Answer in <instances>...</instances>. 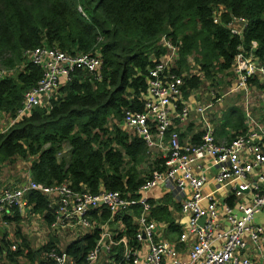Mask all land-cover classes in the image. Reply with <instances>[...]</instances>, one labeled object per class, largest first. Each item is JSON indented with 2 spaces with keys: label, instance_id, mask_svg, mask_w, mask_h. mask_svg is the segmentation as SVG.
I'll return each instance as SVG.
<instances>
[{
  "label": "trees",
  "instance_id": "obj_1",
  "mask_svg": "<svg viewBox=\"0 0 264 264\" xmlns=\"http://www.w3.org/2000/svg\"><path fill=\"white\" fill-rule=\"evenodd\" d=\"M232 18L245 21L240 37L226 28ZM162 36L178 46L172 70L183 75L182 88L196 89L200 81L188 68L190 56L210 82L218 74L231 76L237 48L247 53L251 42L253 57L264 64V0H0V68L13 72L0 79L3 116H14L24 92L41 76L26 62L24 51L44 45L70 55L96 53L101 60L98 79L76 71L46 105L34 107L0 133V167L25 161L30 179L44 186L67 183L73 192L117 191L137 198L135 191L150 172L161 170L162 160L149 162L143 142L117 123L123 110L141 111L148 70L163 54L158 46ZM221 120L218 136L224 128L232 129L231 138L243 133L237 108L227 109ZM26 200L49 224L46 198L30 192ZM150 214L177 232L165 206H155ZM11 220L18 221L16 213ZM122 222L124 231L116 237L124 233L132 240L136 226L127 216ZM97 234L94 230L70 243L65 254L80 258ZM9 246L0 235V264H17L20 256L32 263L37 253L53 248L49 242L31 251L21 243L25 253L9 251Z\"/></svg>",
  "mask_w": 264,
  "mask_h": 264
},
{
  "label": "built area",
  "instance_id": "obj_2",
  "mask_svg": "<svg viewBox=\"0 0 264 264\" xmlns=\"http://www.w3.org/2000/svg\"><path fill=\"white\" fill-rule=\"evenodd\" d=\"M212 22L217 24L218 18L213 17ZM234 23L241 27H233ZM244 26L245 21L241 18H232L226 24L230 34L238 37ZM158 46L163 49V54L148 70L141 111L123 110L117 123L127 134L139 138L153 157L162 160L161 170L150 172L135 191L137 198L117 191L73 192L67 183L44 186L27 177L15 186L0 188V213L9 208L20 211L29 205L27 194L37 192L46 198L52 217L51 228L78 226L91 233L97 227L90 220L89 211L104 208L113 214L138 207L140 216L134 237L137 242L145 244L146 251L142 256L137 251L123 253L125 262L264 264V225L253 222L254 215L264 217V120L252 117L248 107L243 106L245 131L228 142H217L213 127L205 118L211 105H195L194 110L201 118V135L196 143H181L173 122L183 121L190 112L182 97V91L189 88H182L183 75L174 74L172 70L178 60V46L164 36L160 37ZM250 47L247 53L241 47L237 48L230 70L235 81L231 91H241L243 96L250 88V81L259 83L264 91V64H260L251 53L255 43L251 42ZM23 57L27 63L40 69L41 76L34 87L24 92L20 107L12 118H8L7 128L34 107L46 105L76 71L98 79L101 66L96 53L70 55L44 45L24 51ZM194 73L205 79L198 70ZM11 75L10 70L0 68V79ZM245 100L244 97L243 102ZM202 160L209 161L205 169ZM204 170L214 173L212 191L204 190L205 178L198 173ZM159 185L170 187L180 196L188 192L179 204V212L187 218V223L176 240V244H183L187 235L193 239L185 261L178 258L176 249L166 241H153L155 224L147 220L150 204L143 193ZM217 192H224L221 201L215 196ZM200 218L203 219L201 225L197 223ZM104 237L108 238V233H98L93 246L79 259L52 248L41 254L42 261L38 264H94L103 252L110 251L111 242L101 243ZM9 249L15 251L16 244L11 243Z\"/></svg>",
  "mask_w": 264,
  "mask_h": 264
},
{
  "label": "crops",
  "instance_id": "obj_3",
  "mask_svg": "<svg viewBox=\"0 0 264 264\" xmlns=\"http://www.w3.org/2000/svg\"><path fill=\"white\" fill-rule=\"evenodd\" d=\"M232 26L235 28L241 27L239 23H234ZM187 63L190 65L188 66V68H192L194 71H197V67H194L196 65L192 61V56L188 57ZM206 80L207 79L199 78L200 85L196 89L182 91L183 103L185 104V106L187 105L190 108V112L183 121L174 120L173 122V128L178 132L179 141L181 143H196L199 139V136L201 135V118L199 113L194 110L195 105H211V110L209 109L205 112V118L208 122L211 123V126L213 127V136L215 141L217 142H228L233 139V137H230L231 134H233L231 128H224L225 134L223 136L217 135L219 126L222 123V115L230 107H235L239 110L243 121L244 131V120L242 116L243 114L241 112L243 110V106L248 107L252 117L260 119V121L264 120V91L262 87L258 85L259 83L257 84V82L250 81L248 84L250 88L248 89L246 95L243 96L241 91H231V88H233L235 84V81L231 78L229 83L226 84V89L222 91L223 94H226L224 96H220L215 100L210 98L211 103H207L204 94H202L201 92L211 89L213 84L212 82H208ZM207 92H211V96H213V92H215V90L211 89ZM244 97L246 98L245 102H243ZM217 103L219 104V107L215 106L217 105ZM212 107L215 110H212ZM7 125L8 118L0 114V133L7 128ZM150 155L153 157L152 154ZM153 158L157 159L155 157ZM154 159L149 158V162ZM208 163V160L201 161V165L204 167V169L206 168ZM24 164L26 166V173L22 178L23 181L27 177H30L28 171V162H25ZM142 168V171L146 170L145 166H143ZM198 173L202 174L205 178L204 190L212 191L215 186V182L213 180L214 173L210 170H204L202 173ZM187 195V191L183 193V196H180L170 187L161 185L153 187L143 193V196L146 198V200L148 202H152V204H150V211L149 213H147V220L149 219L155 224L153 241H166L169 245L176 249V251L178 252V258L182 261H185L187 259V253L193 241L192 237L190 235H187L183 244H176L177 237L184 231V227L187 223V218L184 215H181L179 212V204L184 199V197H187ZM215 196L218 198V200L221 201V199L224 198V192H217ZM225 201L227 200L225 199ZM162 205L165 206L166 212L170 214L172 225L177 229L176 233L170 231L171 229L168 223L164 221H157L151 216L150 213L152 209L155 206ZM14 213H16L18 216V221L16 223L11 220ZM88 216L90 220H93L95 222L97 227L96 230L98 231V233H108V238H102L101 243L111 242L110 251L103 252L101 254L102 256H100L94 264H130L129 261L125 262L122 258L123 253L137 251L138 254L142 256L144 251H146L145 244L137 242L134 235L132 237V240L125 238L124 233H122L120 237H116L118 234L124 231L125 225L122 222L124 216H127L131 225H134L137 228V220L140 216V210L138 208H135L133 210L132 208H130L129 210H125L122 212L118 211L113 214H110L104 208H99L89 211ZM28 220L33 221L30 224V229L32 235L35 237L34 241L29 240V237L25 232H20L18 231V229H16L19 228L20 222ZM50 222L49 224L45 222L43 214L40 215L38 213L32 212V207L30 205L22 208L20 211L16 208H9L8 210L0 213V235L3 234V238L10 244L15 243L16 250L19 249L20 251L25 253L27 249L21 246V243L26 244V247L31 251H37L49 242H51V247L65 253L64 250L70 243L85 236L86 234H89L88 231L78 226H66L67 228L57 227L53 229L50 227ZM10 225L14 227L13 233H9L6 231L8 229V226ZM16 231L18 232L17 236L15 235ZM9 251L11 250L9 249ZM44 252L46 251L37 253L38 257L36 256L32 263L20 256L17 258V264H38L40 261H42L41 254ZM72 258L79 259L76 257Z\"/></svg>",
  "mask_w": 264,
  "mask_h": 264
},
{
  "label": "rangeland",
  "instance_id": "obj_4",
  "mask_svg": "<svg viewBox=\"0 0 264 264\" xmlns=\"http://www.w3.org/2000/svg\"><path fill=\"white\" fill-rule=\"evenodd\" d=\"M230 79H231V76H229L227 74L216 75L214 78V81L212 82L213 86L211 87V89L215 90V92H213V96H211V92H207L211 89L201 92L202 94H204L206 102L211 103V99L215 100V99L219 98L220 96H222V94H223L222 91L226 89V87H227L226 84L229 83ZM206 81L210 82L209 80H206ZM203 92H205V93H203ZM215 106L219 107V104L217 103V105H215ZM212 110H215V109H213V107H212ZM24 163H25V161L22 162V161L16 160L12 164H4L0 167V188L12 187V186H15V185H17L23 181L22 178L24 177V175L26 173L25 172L26 166ZM31 222H33V221H31V220L30 221L29 220L28 221H22L19 223V228H16V229H18V231H20V232H25L26 235L29 237V240L34 241L35 237L32 235V232L30 229ZM253 222L256 225H263L264 220H263L262 214L254 215ZM6 231L9 233H13L14 227L12 225H10V226H8V229Z\"/></svg>",
  "mask_w": 264,
  "mask_h": 264
},
{
  "label": "water",
  "instance_id": "obj_5",
  "mask_svg": "<svg viewBox=\"0 0 264 264\" xmlns=\"http://www.w3.org/2000/svg\"><path fill=\"white\" fill-rule=\"evenodd\" d=\"M202 221H203V219L200 218V219L197 221V223H198L199 225H201V224H202Z\"/></svg>",
  "mask_w": 264,
  "mask_h": 264
}]
</instances>
